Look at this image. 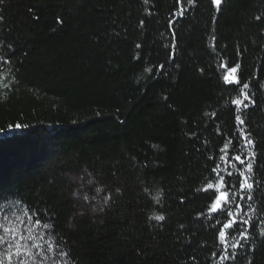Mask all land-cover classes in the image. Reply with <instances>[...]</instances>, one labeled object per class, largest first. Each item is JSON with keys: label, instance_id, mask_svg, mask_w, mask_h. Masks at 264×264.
I'll list each match as a JSON object with an SVG mask.
<instances>
[{"label": "trees", "instance_id": "1", "mask_svg": "<svg viewBox=\"0 0 264 264\" xmlns=\"http://www.w3.org/2000/svg\"><path fill=\"white\" fill-rule=\"evenodd\" d=\"M0 225L3 264H264V0H0Z\"/></svg>", "mask_w": 264, "mask_h": 264}, {"label": "rangeland", "instance_id": "2", "mask_svg": "<svg viewBox=\"0 0 264 264\" xmlns=\"http://www.w3.org/2000/svg\"><path fill=\"white\" fill-rule=\"evenodd\" d=\"M73 162L70 155L64 158L56 157L51 162L50 169L57 171L64 178L67 196L74 203L76 213L97 221L107 208L108 200L102 197V192L95 185L92 172L83 165L75 167Z\"/></svg>", "mask_w": 264, "mask_h": 264}, {"label": "snow or ice", "instance_id": "3", "mask_svg": "<svg viewBox=\"0 0 264 264\" xmlns=\"http://www.w3.org/2000/svg\"><path fill=\"white\" fill-rule=\"evenodd\" d=\"M213 3L216 4L217 7L219 8V6L221 4V0H213ZM230 71H231V73L234 74L237 71V69L235 67H232L230 69ZM225 80L226 81H228V80H235V77L234 76H231V77L225 76ZM247 87H248V85L247 84H244V88H247ZM245 98L247 99V97H245ZM234 103L240 104V103H242V101L237 100ZM237 119H239V118H237ZM240 123L243 124L244 121L241 120ZM15 127L17 129H19V128H21V125H16ZM247 143L248 144H251L252 141L249 139L247 141ZM235 159L238 160V161H240L241 164L244 163V161L240 159V156H236ZM248 171L249 172L252 171V166H251L250 163L248 164ZM240 175L243 176L244 174L243 173H240ZM228 176H229V178H231L232 174L231 173H228ZM221 179H222V183L225 185L226 190L223 191V192H221L220 195L216 197L215 202L212 204V206L210 208V211H213V212L217 211L218 209L221 210V211L226 210V205L228 203H230V199H229V196H228V190H227L228 189V183H227V181L223 180V178H221ZM231 187H235V184L231 185ZM240 187L242 189H245V190H251L253 188V184L248 183V178L246 177L244 179L243 183H241ZM208 188L211 189L212 188V185L209 184L208 185ZM249 199H251V197H249ZM228 215L229 216L232 215L231 211L228 212ZM5 219H7V217H5ZM156 219L163 220L164 217L163 216H158V217H156ZM35 223H41V221L39 219H37L35 221ZM239 223H240V221H238L237 219L233 218L230 223H225L223 225V228L224 229L231 230L234 226L238 225ZM243 223L244 224H247L248 221H243ZM43 226L44 227H49V225L46 224V223L43 224ZM0 228L3 229V233H4V235H0V243H9V247L15 246V236H16V231L17 230L14 229V228L8 227L7 225H0ZM10 233L13 235V241L8 242L6 238H7L8 234H10ZM228 235H230V232L226 233L223 230L220 232V236L222 238H226ZM239 235H240L241 238L247 239V229L246 228L245 229H242L239 232ZM261 235L264 236V232H261ZM31 238H32L31 236L28 237V239H31ZM238 246H239V242L236 245H234V247H238ZM19 254H20L19 253V247L17 246L16 255H19ZM6 256H7V259L9 260V262H10L12 257H11V254L8 253V250H6ZM0 264H3V261L2 260H0ZM21 264H23V261H21Z\"/></svg>", "mask_w": 264, "mask_h": 264}]
</instances>
